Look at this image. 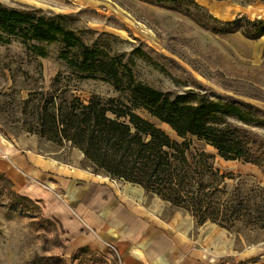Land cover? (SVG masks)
<instances>
[{
	"label": "rangeland",
	"instance_id": "374dc122",
	"mask_svg": "<svg viewBox=\"0 0 264 264\" xmlns=\"http://www.w3.org/2000/svg\"><path fill=\"white\" fill-rule=\"evenodd\" d=\"M0 3L45 16L61 14L62 24L86 44L118 54L136 80L170 97L182 93L193 100L205 93L238 105L250 114L253 123L245 124L231 116L226 120L264 141V35L250 39L240 30L224 34L212 31L223 27L214 18L231 21L242 17L240 25L247 19L264 18V0ZM36 43L47 50L46 57L33 55L19 37L0 42V130L13 136L34 134L45 150L62 148L65 153L70 148L78 149L40 122L44 117L40 113L42 105L53 99L54 105L64 110L73 99L87 103L90 97H116L117 92L104 81L78 80L58 58L60 42ZM139 113L171 138L181 140L167 124L143 111ZM256 121L262 124L256 125ZM190 140L195 148L210 153L213 168L226 175L220 183L223 192L215 200L227 203L223 208L228 212L230 205L238 206L243 201L238 210L242 217L226 221V225H232L229 228L210 221L197 225L194 220L192 234L196 236L197 229L205 234L202 253L206 263L264 264V176L260 169L239 160H224L205 142L195 137ZM209 179L204 176V181ZM20 196L12 190L10 181L0 176V264H119L117 259L107 261L87 251L66 258L58 246L54 223L42 217L37 202Z\"/></svg>",
	"mask_w": 264,
	"mask_h": 264
},
{
	"label": "trees",
	"instance_id": "16d2710c",
	"mask_svg": "<svg viewBox=\"0 0 264 264\" xmlns=\"http://www.w3.org/2000/svg\"><path fill=\"white\" fill-rule=\"evenodd\" d=\"M61 19V14L45 16L0 3V42L19 37L33 55L41 57L48 53L36 42H60L58 58L78 80L107 82L117 96L105 99L93 96L87 103L73 99L64 110L51 99L40 109L44 116L40 122L80 149L95 171L102 170L111 178L140 185L146 192L188 212L198 225L210 221L231 227L225 222L242 217L238 210L242 209L243 201L238 206L230 205L232 209L228 212L223 208L227 203L215 200L223 192L220 183L226 175L213 168V156L192 146L190 138L210 145L224 160H239L258 167L264 176V141L225 118L231 116L250 124L253 123L250 114L232 102L212 99L205 93L193 100L182 93L170 97L136 80L118 54L86 44ZM214 20L223 24L214 27V32L240 30L250 39L264 35V18L247 19L243 25H240L242 17ZM58 78L59 75L55 79ZM139 111L167 124L181 140L171 138ZM260 122L256 121V125ZM205 175L210 178L207 182ZM236 211L238 215L234 214Z\"/></svg>",
	"mask_w": 264,
	"mask_h": 264
},
{
	"label": "crops",
	"instance_id": "0c3cea01",
	"mask_svg": "<svg viewBox=\"0 0 264 264\" xmlns=\"http://www.w3.org/2000/svg\"><path fill=\"white\" fill-rule=\"evenodd\" d=\"M62 151L45 150L34 134L0 130V175L54 223L66 258L87 251L119 264H208L205 234H192L190 214L138 184L95 171L78 149Z\"/></svg>",
	"mask_w": 264,
	"mask_h": 264
}]
</instances>
